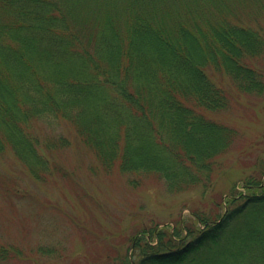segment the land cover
Returning <instances> with one entry per match:
<instances>
[{"label":"trees","instance_id":"16d2710c","mask_svg":"<svg viewBox=\"0 0 264 264\" xmlns=\"http://www.w3.org/2000/svg\"><path fill=\"white\" fill-rule=\"evenodd\" d=\"M261 56L264 0H0V153L41 179L55 168L43 149L71 142L33 125L68 122L106 169L206 192L238 136L204 113L230 105L211 71L263 95ZM255 165L264 173V154ZM221 203L138 230L137 261L117 251L94 264H264V177Z\"/></svg>","mask_w":264,"mask_h":264},{"label":"rangeland","instance_id":"374dc122","mask_svg":"<svg viewBox=\"0 0 264 264\" xmlns=\"http://www.w3.org/2000/svg\"><path fill=\"white\" fill-rule=\"evenodd\" d=\"M255 62L264 68V57ZM211 73L227 89L230 105L204 113L235 127L238 136L218 159L206 192L202 186L171 192L154 174L106 169L72 124L36 122L42 138L65 134L71 144L43 149L55 168L41 179L11 149L0 153V264H94L117 251L137 261L132 238L138 230L174 223L193 210L215 214L233 185L253 173L264 177L255 165L264 154V94L244 93L228 76Z\"/></svg>","mask_w":264,"mask_h":264}]
</instances>
